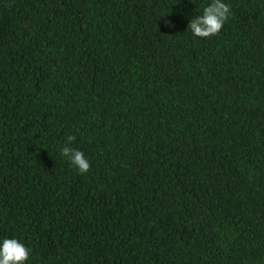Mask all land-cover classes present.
<instances>
[{
    "label": "trees",
    "instance_id": "16d2710c",
    "mask_svg": "<svg viewBox=\"0 0 264 264\" xmlns=\"http://www.w3.org/2000/svg\"><path fill=\"white\" fill-rule=\"evenodd\" d=\"M222 2L200 38L211 0H0V243L24 264H264V0Z\"/></svg>",
    "mask_w": 264,
    "mask_h": 264
},
{
    "label": "clouds",
    "instance_id": "9594fccd",
    "mask_svg": "<svg viewBox=\"0 0 264 264\" xmlns=\"http://www.w3.org/2000/svg\"><path fill=\"white\" fill-rule=\"evenodd\" d=\"M230 6L222 0H211V3L203 9L201 15L191 19L188 24L193 35L200 38H208L217 35L225 21L229 18ZM171 26V22L165 20ZM75 136L67 137V144L62 148L61 155L69 159L70 163L78 169L81 174L90 171L91 165L85 158L84 153L78 149L69 147ZM29 249L17 239L5 238L0 243V264H24L29 257Z\"/></svg>",
    "mask_w": 264,
    "mask_h": 264
}]
</instances>
